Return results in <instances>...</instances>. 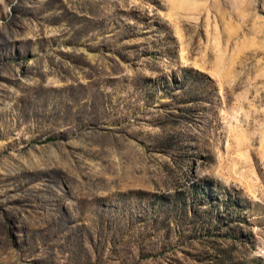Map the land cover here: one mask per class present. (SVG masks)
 Listing matches in <instances>:
<instances>
[{
  "label": "rangeland",
  "instance_id": "1",
  "mask_svg": "<svg viewBox=\"0 0 264 264\" xmlns=\"http://www.w3.org/2000/svg\"><path fill=\"white\" fill-rule=\"evenodd\" d=\"M0 264H264V0H0Z\"/></svg>",
  "mask_w": 264,
  "mask_h": 264
}]
</instances>
